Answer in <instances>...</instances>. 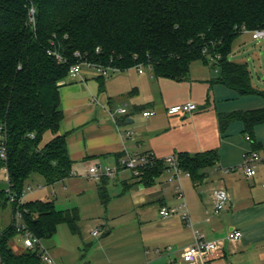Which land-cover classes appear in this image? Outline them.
Wrapping results in <instances>:
<instances>
[{
    "label": "trees",
    "instance_id": "16d2710c",
    "mask_svg": "<svg viewBox=\"0 0 264 264\" xmlns=\"http://www.w3.org/2000/svg\"><path fill=\"white\" fill-rule=\"evenodd\" d=\"M245 29H264V0H0V128L6 147L0 171L9 185L0 192V210L10 206L12 215L21 210L27 229L44 246L61 224L79 233L77 211L58 210L51 200L20 203L33 176L53 186L73 175L68 134L59 133L64 120L60 92L73 65L119 72L143 66L157 79L182 82L192 64L201 61L218 73L213 83L239 96L264 98L248 65L229 59ZM218 119L222 133L240 121L251 139L264 124V108ZM47 132L54 136L45 143ZM177 156L195 184L217 161L214 150ZM163 166L156 160L138 178L150 186ZM106 184L98 188L103 204ZM10 194L16 197L13 204ZM17 236L13 221L0 230V264H44L37 250H13L10 241Z\"/></svg>",
    "mask_w": 264,
    "mask_h": 264
},
{
    "label": "crops",
    "instance_id": "0c3cea01",
    "mask_svg": "<svg viewBox=\"0 0 264 264\" xmlns=\"http://www.w3.org/2000/svg\"><path fill=\"white\" fill-rule=\"evenodd\" d=\"M193 70L199 75L192 76ZM135 71L139 75L145 73L136 68L113 72L112 77L82 73L79 79L69 77L61 89L64 120L59 133L68 134L73 175H86L94 164L117 166L121 158L134 153L154 154L157 160L164 161L181 153L196 155L214 150L217 161L197 184L185 172L180 174L179 181L170 182L174 191L178 184L182 187V179L190 182H185L188 199L184 193L183 199L176 195V202L167 200L160 189L163 174L169 175L168 179L173 175L165 161L163 173L150 186L128 170H122L115 179L105 178L106 189L111 184L121 185L119 200L125 194L131 197L122 204L126 210L120 214L118 225L102 223L104 236L97 246L89 243L82 264H264V161L256 168V178H251L253 185L242 179L244 172L240 169L250 151L264 159V124L256 127L248 141L242 122L231 123L222 133L218 119L223 114L263 109L264 98L239 96L213 83L210 66L201 61L192 64L189 78L182 82L159 78L158 84L148 85L140 82ZM145 85L150 91L147 96L141 89ZM199 100L201 105L187 118L167 114V108L173 105L197 104ZM125 107L129 109L127 117L115 114ZM147 110L157 114L145 118L142 113ZM128 130L133 132L131 139L125 136ZM45 136L50 141L54 134L47 132ZM217 188L226 189L230 195V203L220 214L214 212L212 196ZM108 201L109 196L106 204ZM162 208L176 212L163 218ZM234 230L242 232L237 242L228 239ZM197 235L218 244L217 258L202 256L192 263L184 259ZM49 242L45 246L50 252L55 242Z\"/></svg>",
    "mask_w": 264,
    "mask_h": 264
},
{
    "label": "rangeland",
    "instance_id": "374dc122",
    "mask_svg": "<svg viewBox=\"0 0 264 264\" xmlns=\"http://www.w3.org/2000/svg\"><path fill=\"white\" fill-rule=\"evenodd\" d=\"M234 47V53L229 56L230 61L247 63L252 74L253 85L257 89L264 91V39L254 40L251 33L244 32L236 40ZM196 71L193 70L191 75H199V72ZM144 72L145 73L143 75H139L138 72L135 73V75L140 78V82L148 85L155 83L158 84L157 80L159 79L154 78L149 69L144 68ZM200 72H203V70H200ZM82 73H94L97 75L99 72L96 69H84ZM211 73L213 79L218 77V73L216 71H212ZM109 75V77H112L114 73L109 72ZM148 85H145L144 87L142 86L141 88L143 94L146 96L150 93V91L148 92ZM196 103L197 104L194 103L196 106L201 105L200 100L196 101ZM125 108L128 109L127 107ZM47 140L48 136H45L44 142L46 143ZM47 142H49V140ZM108 167L115 168V166ZM168 176L169 175L165 173L161 177L160 181L163 183H161L160 189L164 191L167 200L176 202V195L178 197L177 188L174 191ZM134 177L138 178L139 176ZM242 179L249 185H253V179L247 180L244 173L242 175ZM186 180L187 179H182V187L187 200L189 194L188 189H186L185 182H188L187 184L190 182L189 180ZM102 182L103 179L95 181L86 175H79L77 173L71 178L65 180L64 182H60L55 186H47L43 179L38 175L33 176L32 180L29 182L26 188V201L51 200L55 202L58 210L78 212L79 220L77 222V226L79 228V233H74L67 224H61L58 227L54 241L49 242L50 244L55 242L53 246L50 247L49 252L51 256H54V264H82V262L86 261V257L83 258V255L86 254L87 247L91 245L89 243H93L94 246H97L99 241L104 236L102 223H107L111 227H115L119 224V216L126 210V207H122V204H124V201L131 196L130 194H125L124 198L119 200L120 195H122L121 185L119 184L115 187L111 184L112 187H108L109 189L107 188L109 196L108 204H103L98 192V186ZM8 186L6 172L1 170L0 192L8 191ZM40 186L42 189L39 188ZM209 186L210 184L206 188H209ZM29 187L33 190L30 191ZM191 190L192 193L194 192L193 194H195V191L193 189ZM11 224L12 212L9 206L0 210V230H6ZM97 230L100 232V235L94 236L93 233ZM20 240V236H17L15 239L10 241V246H12L13 250L16 252L17 250L20 251L24 249Z\"/></svg>",
    "mask_w": 264,
    "mask_h": 264
},
{
    "label": "built area",
    "instance_id": "2783aa9c",
    "mask_svg": "<svg viewBox=\"0 0 264 264\" xmlns=\"http://www.w3.org/2000/svg\"><path fill=\"white\" fill-rule=\"evenodd\" d=\"M244 32H248L252 34L254 40H263L264 39V29H257L254 31H249L247 29ZM83 68L87 69H96L101 75L105 76L109 74V72H119L114 68H104L102 66H97L89 63H77L70 68L69 77L71 79H79L82 78V70ZM138 71L140 73L144 72V67L139 66ZM198 107L194 103H186L173 105L167 108V114L170 116H179V115H187L195 112ZM117 115L128 116L129 110L126 108H121L115 112ZM157 113L155 111H144L142 113L143 117L150 118L155 116ZM2 130L0 128V159L6 158V147L4 146V137L2 134ZM125 136L128 139L133 137V132L128 130L125 132ZM247 140L250 141V137H247ZM157 158L154 154H128L121 158L118 162V165L115 168L105 167L101 164H94L88 168L87 176L95 181H99L103 178L115 179L118 174L122 170L131 171L134 176H139L143 169L151 165L155 162ZM164 161L168 164L170 170L173 172V175L170 177V182L179 181L180 174L183 170L180 167L179 159L177 155H172L164 159ZM264 161V159L260 156L259 153L255 151H250L244 156V160L240 169L243 170L244 174L248 179L254 178L257 174L256 168L259 163ZM264 186V185H263ZM41 188V186L39 187ZM29 190L33 189L29 187ZM177 194L180 199L184 198V192L180 184L177 186ZM26 191L23 193V197L20 203L26 202L25 200ZM214 200V212L216 214H220L223 210L226 209L228 204L230 203V195L228 191L224 188H217L212 193ZM16 202V197L10 194V203L13 204ZM176 212L175 209L162 208L160 210V215L163 218H167ZM186 219H188V215H185ZM13 225L15 226L16 231L20 235V242H22L23 248L26 250H37L41 254V260L44 264H54V258L50 255L49 250L46 246L43 245L42 241L35 237L28 229L23 221V213L21 210H17L12 215ZM94 236H99L100 232L97 230L93 233ZM242 238V232L238 230L232 231L228 235V239L231 241H239ZM206 258H217L219 256L218 253V244L212 241H205L202 236L197 235L195 238V243L189 247L184 253V259L187 262H196L200 257Z\"/></svg>",
    "mask_w": 264,
    "mask_h": 264
},
{
    "label": "water",
    "instance_id": "95a60500",
    "mask_svg": "<svg viewBox=\"0 0 264 264\" xmlns=\"http://www.w3.org/2000/svg\"><path fill=\"white\" fill-rule=\"evenodd\" d=\"M188 117V115L186 116V118Z\"/></svg>",
    "mask_w": 264,
    "mask_h": 264
}]
</instances>
